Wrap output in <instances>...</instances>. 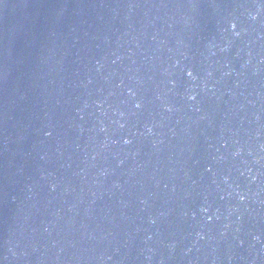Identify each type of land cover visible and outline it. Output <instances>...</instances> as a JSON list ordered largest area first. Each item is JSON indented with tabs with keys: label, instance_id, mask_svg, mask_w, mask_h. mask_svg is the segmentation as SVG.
Segmentation results:
<instances>
[{
	"label": "water",
	"instance_id": "1",
	"mask_svg": "<svg viewBox=\"0 0 264 264\" xmlns=\"http://www.w3.org/2000/svg\"><path fill=\"white\" fill-rule=\"evenodd\" d=\"M0 264H264V0H0Z\"/></svg>",
	"mask_w": 264,
	"mask_h": 264
}]
</instances>
